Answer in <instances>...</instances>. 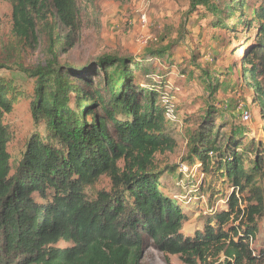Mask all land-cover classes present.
Returning a JSON list of instances; mask_svg holds the SVG:
<instances>
[{
  "label": "trees",
  "instance_id": "obj_1",
  "mask_svg": "<svg viewBox=\"0 0 264 264\" xmlns=\"http://www.w3.org/2000/svg\"><path fill=\"white\" fill-rule=\"evenodd\" d=\"M7 1L12 4L13 32L24 44L38 43L39 29L52 39L59 32L56 39L62 38L63 44L58 51L73 44L79 29L76 0ZM192 4L205 6L215 25L229 27L228 21L236 19L246 29L257 27L255 47L246 53L242 69L264 120V0L250 17L245 13L250 0ZM48 49L55 55L52 44ZM166 51L152 50L149 64L104 54L89 67L59 62L55 68L32 70L37 80L31 113L36 123L44 124L45 134L30 137L15 166L4 117L12 112L17 92L0 77V264H142L147 244L178 255L186 264L215 260L221 254L225 264L256 262L249 239L256 235V218L264 211L261 189L253 185L264 173V152L245 144L241 132L221 133L215 111L208 112L191 136V153L202 169L231 183L228 208L207 218L193 235H185L187 212L178 198L164 194L155 159L177 145L168 131L172 105L164 101L162 86L150 88L136 73L152 78L151 63H163L158 57ZM211 74L202 69L203 81L215 93L219 79ZM252 152L254 158H249ZM103 175L110 177L111 189L88 198L85 187ZM189 187L190 195L201 193ZM246 190L256 204L248 202L242 208L244 198L237 193ZM245 214L248 228L229 226ZM61 241L72 244L59 247Z\"/></svg>",
  "mask_w": 264,
  "mask_h": 264
},
{
  "label": "rangeland",
  "instance_id": "obj_2",
  "mask_svg": "<svg viewBox=\"0 0 264 264\" xmlns=\"http://www.w3.org/2000/svg\"><path fill=\"white\" fill-rule=\"evenodd\" d=\"M76 2L79 29L75 40L58 51L63 40L56 39L57 31L52 39L48 31L39 29L38 43L24 44L13 32L12 4L0 0V77L10 82L17 92L12 112L4 117L11 133L8 143L11 163L15 166L34 133L45 134L44 124L36 123L31 113L37 80L32 70L55 68L59 62L77 68L89 67L104 54L127 56L134 58L135 63L149 64L148 54L152 50H167L165 55L158 57L164 58L163 63L160 60L151 63L152 78H146L140 70L136 75L140 82H148L150 88L153 84L162 86L167 93V103L172 105L170 115L167 114L168 131L177 145L174 151L157 153L155 167L161 176L164 194L178 198L188 214L184 234L193 235L204 227L207 218L228 208L227 200L233 192L231 183L222 181L211 170L202 169L191 153V136L208 112L215 111L216 128L221 133L236 135L241 132L245 144L264 152V120L254 101V90L243 80L242 69L246 53L255 47L257 27L246 29L236 19L228 21L229 27L215 25L213 14L203 5L194 7L192 0ZM259 4L260 0H250L246 15L252 16L253 8ZM143 14L147 15L146 22ZM61 30L68 33L64 27ZM50 44L54 46L55 55L49 53ZM202 69L212 73L211 78L219 79L215 93H210L208 83L203 81ZM161 76H165L164 79ZM245 110L251 114L248 120L243 116ZM253 152L249 158H254ZM249 164L247 159L245 166L248 168ZM192 185L193 189H200L198 196L190 195L189 186ZM253 185L261 189L264 197V173L255 178ZM111 187L110 177L103 175L94 185L86 186L85 192L88 198L94 199L98 192ZM237 196L244 198L242 208L248 202L256 204L255 200H250V190L237 193ZM256 222L258 231L249 239V244L258 256L253 264H264V211L257 216ZM231 225L240 227L241 231L248 228L246 214L233 218ZM71 244L61 241L57 245L67 247ZM225 261L221 254L215 260L197 264H225ZM142 264L186 263L178 255L164 254L147 244Z\"/></svg>",
  "mask_w": 264,
  "mask_h": 264
},
{
  "label": "built area",
  "instance_id": "obj_3",
  "mask_svg": "<svg viewBox=\"0 0 264 264\" xmlns=\"http://www.w3.org/2000/svg\"><path fill=\"white\" fill-rule=\"evenodd\" d=\"M142 19H143L144 22H146V20H147V15H146V14H143ZM166 99H167V98H166V96H165V97H164V101L167 103ZM170 111H171V109H170ZM170 111L168 112V115H170ZM243 116H244V118H245L246 120H248V119L251 117V114H250V112H249L248 110H245V111L243 112Z\"/></svg>",
  "mask_w": 264,
  "mask_h": 264
}]
</instances>
